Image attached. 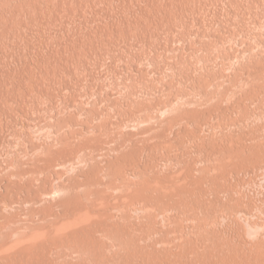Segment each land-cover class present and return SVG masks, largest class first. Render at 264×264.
I'll return each instance as SVG.
<instances>
[{
  "label": "rangeland",
  "instance_id": "rangeland-1",
  "mask_svg": "<svg viewBox=\"0 0 264 264\" xmlns=\"http://www.w3.org/2000/svg\"><path fill=\"white\" fill-rule=\"evenodd\" d=\"M0 222V264H264V0H0Z\"/></svg>",
  "mask_w": 264,
  "mask_h": 264
},
{
  "label": "bare ground",
  "instance_id": "bare-ground-1",
  "mask_svg": "<svg viewBox=\"0 0 264 264\" xmlns=\"http://www.w3.org/2000/svg\"><path fill=\"white\" fill-rule=\"evenodd\" d=\"M69 157H70V156H69ZM54 159H55V158H54ZM49 161H50V160H49ZM49 161H48L47 163H49ZM55 161H56V160H55ZM52 162H54V160H53ZM47 163H46V164H47ZM52 164H53V163H52ZM48 165H49V164H48ZM51 166H53V165H51ZM51 168H54V167H51ZM126 171H127V170H126ZM121 172H124V170L121 171ZM121 172H120V173H121ZM122 174H123V173H122ZM120 175H121V174H120ZM157 182H158V181H157ZM156 184H157V183H156ZM158 184H159V183H158ZM158 184H157V185H158ZM160 184H161V183H160ZM161 185H163V184H161ZM165 185H166V184H165ZM58 187H59V186H58ZM156 187H157V186H156ZM158 187H160V185H158ZM161 187H162V186H161ZM161 187H160V188H161ZM165 187H166V186H165ZM163 188H164V187H163ZM58 189H60V188H58ZM63 189L66 190V188H62V190H63ZM54 192H55V190H54ZM66 192H67V191H66ZM60 193H61V192H60ZM67 195H68V193H67ZM67 195H66V193H65V197H66ZM101 195L103 196V194H101ZM101 195H100V196H101ZM68 196H69V195H68ZM124 196H125V195H124ZM124 196H123V197H124ZM61 197H62V196H61ZM61 197H60V200H62ZM65 197H63V198H65ZM104 197H105V195L103 196V198H104ZM120 197H121V196H120ZM120 197H119V199H120ZM123 197H122V198H123ZM127 197H128V195L126 196V198H127ZM67 198H69V197H67ZM100 198H101V197H100ZM103 198H102V199H103ZM105 198H106V197H105ZM126 198H125V199H126ZM53 199H54V198H53ZM53 199L51 198V200H53ZM58 199H59V198H58ZM58 199H55V200H58ZM69 199H70V198H69ZM110 199H111V198H110ZM119 199H118V201H119ZM125 199H123V201H125ZM55 200H54V201H55ZM71 200H73V198H72ZM71 200H70V201H69V200H66V201H67V203H68V202L70 203ZM103 200H104V199H103ZM111 200H112V199H111ZM114 200H115V199H114ZM120 200H121V199H120ZM66 201H65V202H66ZM75 201H77V200L75 199ZM81 201H82V200H81ZM81 201H80V202L77 201V202H79V204H82ZM98 201L100 202L99 199H98ZM101 201H102V200H101ZM118 201H117V202H118ZM127 201H128V200H126V202H127ZM72 202H74V201H72ZM90 202H94V201L92 200V201H90ZM95 202H97V199L95 200ZM102 202H103V203H102ZM102 202H101V204H102L101 206H104L103 208L98 207V206H100V203H97V205H96V203H91V204H95V205H96L95 208H93V209H88L89 207H91V205H90V206L88 205V206H89L88 208H84V207H83V206H84L83 204H82L83 206H78L77 203L74 202L75 205H73V207L71 208L72 204H71V206H70V204H68V206H70L69 208H71V209L68 210V208H66V209H67L66 212L68 213V211H69L68 215L70 214V215H69L70 217H69V216H68V217L70 218V220H69L68 218H67L68 220H66V219H65L66 217L63 218L64 220H63V219H61L60 221L57 220L58 222H56V220H55L56 223H52V225L56 224V226L54 225V228L52 227L53 230L55 229L56 231H60V232H62V231H64V230L71 231L72 229H74V228L72 227V226H74L73 224L77 225L78 227L81 226V225L84 226L85 224H83V222L86 221V220H88V219H90V218H92V217H93L92 215H94V214L97 215V214H98V215L101 216L102 213H99V212H103V211L105 212V210H107L106 208H107L108 206H105V205H107L108 202L105 201V200L102 201ZM104 202H107V204L104 203ZM113 202H114V201H113ZM115 202H116V201H115ZM63 203H64V202H63ZM109 203H110V200H109ZM120 203H121V202H120ZM120 203L118 204V206L123 204V203H122V204H120ZM84 204H85V203H84ZM98 204H99V205H98ZM103 204H104V205H103ZM114 204H115V203H114ZM124 204H125V203H124ZM65 205H66V204H65ZM60 206H61V204H60ZM68 206H65V207H68ZM85 206H86V205H85ZM93 206H94V205H93ZM93 206H92V207H93ZM110 206H111V203H110ZM112 206H115V205L112 204ZM116 206H117V203H116ZM92 207H91V208H92ZM60 209H63V206H62V208H60ZM66 209H64V211H65ZM50 211H51V210H50ZM52 211H53V210H52ZM61 211H62V210H61ZM61 211H60V212H61ZM96 211H97L98 213H95ZM44 213H46V210H45ZM48 213H49V212H48ZM50 213H51V212H50ZM50 213H49V216H50ZM64 214H65V212H64ZM95 215H94V216H95ZM98 215H97V218H100ZM52 216H53V215H52ZM58 216H60V215H57V217H58ZM63 216H64V215H63ZM65 216H66V214H65ZM71 216H72V219H71ZM102 216H103V215H102ZM46 217H48V216H46ZM50 217H51V216H50ZM103 217H104V219H105V215H104ZM54 218H55V217H54ZM59 218H60V217H59ZM33 219H34V218H33ZM55 219H56V218H55ZM100 219H102V218H100ZM104 219H102V220H104ZM53 220H54V219H53ZM91 220H93V219H91ZM8 221H9V220H8ZM89 221H90V220H89ZM95 221H96V218H95ZM95 221H90V222L93 223V222H95ZM98 221H99V220H98ZM98 221H97V222H98ZM53 222H54V221H53ZM97 222H96V223H97ZM0 223H2V222H0ZM3 223H4V222H3ZM7 223H10V222H7ZM10 224H11V223H10ZM50 224H51V223H50ZM87 224H88V222L86 221V226H87ZM3 225H4V224H3ZM7 225H8V224H7ZM7 225H6V226H7ZM34 225H35V224H34ZM34 225H33V226H34ZM1 226H2V225H1ZM41 226H42V225H41ZM41 226H40V227H41ZM43 226H44V225H43ZM46 226H47V225H45V227H46ZM49 226H50V225H49ZM2 227L5 229L4 226H2ZM34 227H35V226H34ZM55 227H56V228H55ZM74 227H75V226H74ZM84 227H85V226H84ZM0 228H1V227H0ZM35 228H39V226H38V227H35ZM35 228H33V229H35ZM42 228H44V227H42ZM50 228H51V227H50ZM76 228H77V227H76ZM76 228H75V230H73L74 232H75L76 230L79 229V228H77V229H76ZM82 228H83V227H82ZM33 229H32V230H33ZM46 229H47V227H46ZM80 229H81V227H80ZM2 230H3V229H2ZM32 230H31V232H33V234H30V235H29V233H28L29 236L26 237V238H24V241H23V239H21V242H19L18 240L15 241L16 244H18V243H19V244H20V243L22 244V241H23V243H25V240H28V244L26 243V244H23V245H16V244H14V243H12V242H9V244H14V246H13V245H12V246H13V247H16L15 250H17V251H15V250L13 249L12 251H14L15 254L20 253V254H19L20 257H21V255H22L21 253H24V255H27L28 252H31V250H32V249H31L32 246L34 247L36 244H37V246H38V243H39V242H38V243H35V242H36V238L38 239V236H39V235H43V234L46 233V231H44L45 228H44V229H41V230H43V231H41V230H40V231H39V230L37 231V229H36V231H35V230L32 231ZM50 230H51V229H50ZM55 230H54V231H55ZM47 231H48V230H47ZM68 231H67L66 233H65V232H62V233L58 234L59 237H58V235H56L57 232L55 233V236H54L53 233H51V234L49 235V231H48V232L46 233V235H45V237H44L43 240L46 241V240H47L46 236L50 237L52 234H53L52 236H54V237H58V238L61 237V239H63V238H62V237H64V236H62V235H64L63 233L67 234ZM29 232H30V231H29ZM71 232H72V231H71ZM74 232H72V233H74ZM11 233H12V232L10 231L9 234L11 235ZM76 233H78V232L76 231ZM47 234H48V235H47ZM12 235H13V234H12ZM12 235H11V236H12ZM23 235H25V234H23ZM69 235H70V232H69ZM74 235L76 236L75 233H74L72 236H74ZM26 236H27V235H26ZM43 236H44V235H43ZM52 236L50 237L51 239H52ZM70 236H71V235H70ZM41 238H43V237H41ZM45 238H46V239H45ZM64 238H65V237H64ZM8 239H9V237H8ZM51 239H50V240H51ZM61 239H60V240H61ZM65 239H66V238H65ZM39 240H41V239H38V241H39ZM43 240H42V241H43ZM48 240H49V238H48ZM50 240H49V241H50ZM54 240H55V239H54ZM58 240H59V239H58ZM5 241H7V240H5ZM10 241H12V240L10 239ZM42 241H40V244H41ZM52 241H53V240H52ZM61 241H62V240H61ZM61 241H58V242H61ZM63 241H64V240H63ZM13 242H14V241H13ZM43 243H44V242H43ZM51 243L53 244L54 241L51 242ZM3 244H4V243H3ZM55 244H57V242H55ZM60 244H61V243H60ZM5 245H6V244H5ZM5 245H3V246L7 248V245H8V244H7L6 246H5ZM15 245H16V246H15ZM44 245H46V244L44 243ZM53 245H54V244H53ZM0 246L2 247L1 244H0ZM40 246H41V245H40ZM50 246H51V245H50ZM8 247H11V246L9 245ZM38 247H39V246H38ZM55 247H57V246H55ZM36 248H37V247H36ZM0 249H1V248H0ZM10 249H11V248H10ZM33 249H34V248H33ZM37 249H38V248H37ZM2 250H4V248H3ZM0 251H1V250H0ZM6 251H8V250H6ZM6 251H5V253H6ZM12 251H10V255H12V254H11ZM1 252H3V251H1ZM8 252H9V251H8ZM14 252H13V253H14ZM3 253H4V252H3ZM3 253H1V254H3ZM25 253H26V254H25ZM32 253H33V251H32ZM28 254H30V253H28ZM24 255H23V256H24ZM1 256H2V255H1ZM4 256L7 257V255H4ZM4 256H3V257H4ZM13 256H14V255H13ZM16 257H18V256H16ZM7 258H9V254H8V257H7ZM4 259H5V258H4Z\"/></svg>",
  "mask_w": 264,
  "mask_h": 264
}]
</instances>
